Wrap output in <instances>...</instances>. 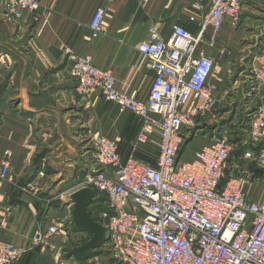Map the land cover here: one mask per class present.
<instances>
[{"label": "built area", "instance_id": "obj_1", "mask_svg": "<svg viewBox=\"0 0 264 264\" xmlns=\"http://www.w3.org/2000/svg\"><path fill=\"white\" fill-rule=\"evenodd\" d=\"M208 1L209 10L195 34L173 23L165 41L155 28H148L137 50L154 75L142 96L137 88L119 91L113 72L95 66L90 54H68L69 73L80 96L99 94L120 112L137 117L132 150L157 139V156L146 162L133 154L122 159L118 143L105 135L89 138L94 161L79 186L106 198L107 208L97 213L107 234L103 249L121 264H264V198L253 199L246 190L251 173L225 175L232 142L214 135L189 157L179 152L184 127L189 133L216 109L218 98L208 81L216 57L226 53L217 46V36L225 22L234 24L240 15L242 0ZM0 4L15 19L23 13L34 15L40 8V0H0ZM104 17L101 7L91 13L92 37L105 31ZM209 49L214 55L207 53ZM263 79L264 65L254 70L253 86ZM246 144L243 156L264 169V106L247 122ZM11 157V150L2 151L0 179L8 178ZM71 227L67 219H47L28 244L0 240V264H19L36 247L53 260L67 244Z\"/></svg>", "mask_w": 264, "mask_h": 264}, {"label": "crops", "instance_id": "obj_2", "mask_svg": "<svg viewBox=\"0 0 264 264\" xmlns=\"http://www.w3.org/2000/svg\"><path fill=\"white\" fill-rule=\"evenodd\" d=\"M97 7L105 11V31L92 37L88 21ZM209 7L208 0H40L34 15L23 13L15 19L0 4V159L4 149L12 151L8 178L0 179V240L28 244L41 223L53 218L67 219L71 224L66 232L67 244L72 234H85L86 241L88 233L74 230L71 203L45 213L32 196L19 192L12 184L34 182L38 159L51 170V182L59 179V185L77 181L94 161L89 142L81 143L83 134H102L115 140L124 160L135 142L139 121L133 113L120 112L113 101L99 94L89 98L77 94L76 79L69 73L68 54H90L95 66L113 72L119 91L137 88L142 96L154 75L137 50V45L147 38L148 28H155L165 41L173 23L195 34ZM217 46L227 52L216 57L219 66L208 81L216 97L227 89L230 56L245 60L249 55L250 61L233 63L234 73H238L233 88L246 110L264 106V79L254 86L251 81L254 70L264 64V0H242L237 22L224 23ZM207 53L214 55L211 49ZM245 132L247 138V129ZM43 150L47 153L39 157ZM243 151L238 152L234 162L228 166L225 163L226 176L249 172L255 177L243 167L247 160ZM77 188L75 185L68 190ZM97 199L94 193L90 207L100 204ZM98 211L90 209L92 216ZM61 239L56 238L58 244ZM67 244L61 252L54 253L53 260L36 247L19 264H69L62 255ZM73 261L84 264L87 259Z\"/></svg>", "mask_w": 264, "mask_h": 264}, {"label": "rangeland", "instance_id": "obj_3", "mask_svg": "<svg viewBox=\"0 0 264 264\" xmlns=\"http://www.w3.org/2000/svg\"><path fill=\"white\" fill-rule=\"evenodd\" d=\"M241 43L244 44L243 42ZM250 58L251 56L249 55L245 60L241 59L240 56H236L235 58L230 56V58L228 59V63L230 64V70L228 71L229 74L227 89L224 93L222 92L219 95L220 99H218L216 109L212 113L198 120L197 124L191 128L189 133L187 132L188 128L184 127L185 134L182 147L179 151L180 156L182 155L183 157H185L188 154H191L196 148L200 146L203 147V145L207 141H209L210 138H212L214 135L225 137L232 142V151L229 158L226 160L227 166L230 163L234 162L236 156L238 155V152L240 153L241 150L247 148L248 145L243 142L244 140H247L245 129H247V122L250 116L253 114L254 109L246 110L243 106L244 102L240 99V94H235L236 92L233 86H235V76L238 73H234L235 66L233 63L239 64L240 62H246L248 60L250 61ZM218 66L219 65H217V68ZM251 81L253 82L252 77ZM219 97L217 96V98ZM90 135L91 134H83L81 143L87 144L89 142ZM157 150V139L153 137L149 140L147 144L139 146L135 150H132L131 148V150L127 152V155L133 154L134 157L138 159H141L146 162H151L154 157L157 156ZM46 153L47 150H43L38 156L43 157ZM244 165L245 166L243 167L249 168V170L252 171L255 176H252V178H250V181L245 184L246 190L250 192L249 194H254L256 197H258L259 195L264 198V169H261L255 161H251L249 159L246 160V163L244 162ZM34 169V173L37 177L35 181L33 180L34 182L12 184V187H14L21 193H25L32 196L34 202L38 203L40 209H42L45 213L48 209L52 207L61 209L64 204L66 205V203H68L69 201V196L72 193L69 192L68 188H71L75 185L76 187H78L77 189L81 188L79 184L82 181L83 174L85 173L82 172L77 181L75 182L71 180L67 183H62L58 185L57 181L59 179H56L54 182H51L48 176L52 174V172L51 170H48L46 163L42 162V160H36ZM99 195L100 194H98L97 202L100 204L89 207V210L91 208H94V210L107 208L106 198L102 194L101 196ZM71 210L72 207L70 209V215ZM93 214L94 216L91 215L92 218L95 221L99 222L96 217L97 214ZM85 239V234H72L70 236L69 243L66 247L67 251L73 252V249H75L74 247L81 243V241L85 242ZM102 250L103 254L87 259L84 264H121L113 258L112 254L106 253L107 251L103 249V247ZM67 251L66 253L62 254L64 255L63 258H65L66 260L65 262H68L69 264H75L73 261L74 258L71 259L67 257Z\"/></svg>", "mask_w": 264, "mask_h": 264}, {"label": "water", "instance_id": "obj_4", "mask_svg": "<svg viewBox=\"0 0 264 264\" xmlns=\"http://www.w3.org/2000/svg\"><path fill=\"white\" fill-rule=\"evenodd\" d=\"M94 199V191L89 187H81L69 196L71 203V220L76 232L88 233L89 238L77 246L68 257L81 261L103 254L102 247L107 240L104 226L95 221L90 213L89 207ZM106 253H109L107 251Z\"/></svg>", "mask_w": 264, "mask_h": 264}]
</instances>
